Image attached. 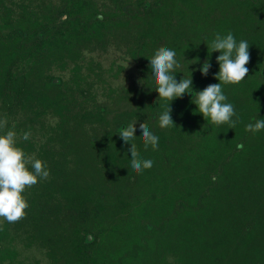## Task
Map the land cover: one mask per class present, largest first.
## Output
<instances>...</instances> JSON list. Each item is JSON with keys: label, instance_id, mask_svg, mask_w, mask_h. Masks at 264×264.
I'll use <instances>...</instances> for the list:
<instances>
[{"label": "trees", "instance_id": "obj_1", "mask_svg": "<svg viewBox=\"0 0 264 264\" xmlns=\"http://www.w3.org/2000/svg\"><path fill=\"white\" fill-rule=\"evenodd\" d=\"M229 31L250 53L245 79L222 85L234 129L193 102L219 83L207 46ZM160 47L192 79L170 102L150 67ZM0 119L49 171L23 219H0V264H264V130L245 131L264 119V0H0ZM134 120L153 161L140 173L119 134Z\"/></svg>", "mask_w": 264, "mask_h": 264}, {"label": "clouds", "instance_id": "obj_2", "mask_svg": "<svg viewBox=\"0 0 264 264\" xmlns=\"http://www.w3.org/2000/svg\"><path fill=\"white\" fill-rule=\"evenodd\" d=\"M208 47L209 55L213 51L220 54L216 57L219 64V71L215 74L219 83L207 85L203 90L196 92V98L193 102L197 105V111L203 117L217 126L228 124L229 128H235L238 122L232 118L236 116L235 108L231 103L226 102L227 97L223 92L222 85L239 84L247 76L249 69L246 65L250 61L249 43L246 40L237 42L234 35L229 31L225 35L216 33L214 39ZM176 52L167 47L158 48L149 58L152 74L155 78V90L161 99L172 101L175 98L182 97L186 92L191 93L192 79L184 76L177 81L175 79L176 68L179 64L176 60ZM198 59V58H197ZM196 61L194 60L193 63ZM128 67V64L125 68ZM211 64L205 60L200 71L207 75ZM170 103L159 116V126L168 128L174 126L171 117ZM136 123L134 120L127 127L119 131L120 137L125 144L131 142L128 149L131 153V169L137 173L153 166L150 159H142L139 156L135 140ZM7 127V120L0 119V129ZM12 129L6 132H0V219L8 223H15L23 219L26 215V209L29 207L28 201L24 196L25 190L36 185L39 180L47 179L49 171L44 162L36 158L34 154H26L22 147L18 145L17 134ZM140 137L143 140L144 147L149 146L153 150L158 147L159 137L154 135L146 123H140ZM264 130V119L256 120L245 126V131L252 133ZM30 134L25 132L22 139L28 140ZM238 151L243 150V143L236 145ZM213 182L217 177H211Z\"/></svg>", "mask_w": 264, "mask_h": 264}, {"label": "rangeland", "instance_id": "obj_3", "mask_svg": "<svg viewBox=\"0 0 264 264\" xmlns=\"http://www.w3.org/2000/svg\"><path fill=\"white\" fill-rule=\"evenodd\" d=\"M110 58H112V56H110Z\"/></svg>", "mask_w": 264, "mask_h": 264}, {"label": "water", "instance_id": "obj_4", "mask_svg": "<svg viewBox=\"0 0 264 264\" xmlns=\"http://www.w3.org/2000/svg\"><path fill=\"white\" fill-rule=\"evenodd\" d=\"M90 238V236H88Z\"/></svg>", "mask_w": 264, "mask_h": 264}]
</instances>
